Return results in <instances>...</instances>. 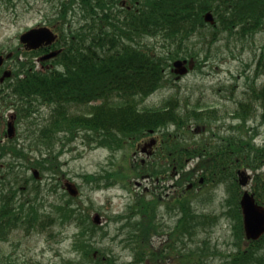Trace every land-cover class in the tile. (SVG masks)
I'll list each match as a JSON object with an SVG mask.
<instances>
[{
  "label": "trees",
  "instance_id": "obj_1",
  "mask_svg": "<svg viewBox=\"0 0 264 264\" xmlns=\"http://www.w3.org/2000/svg\"><path fill=\"white\" fill-rule=\"evenodd\" d=\"M10 1L0 3L8 8ZM49 1L54 2L46 25L58 34L51 49L61 51L50 60L38 62L36 58L47 49L29 51L21 44L20 49H9L13 60L11 74L5 81L10 83L0 91V104L15 111V123L23 126V140L21 145L16 138L8 145L0 142V155L9 154L3 169L0 167V228L20 223L27 229L35 227L55 235V227L74 224L78 229L71 246L76 253L74 257L62 256L58 264H109L106 251L111 249L95 245L108 234L91 222L89 212L95 208L82 206L60 186L64 175L59 166L61 156L75 148L72 141L77 137L89 148L100 145L116 151L135 138L136 142L141 141L150 130L157 132L158 155L163 163L155 168L149 161L143 168L138 164L136 176L139 169L159 176L169 168L164 158L171 166L180 167L186 155L197 153H201L199 161L206 172L212 169L224 179L235 177L230 168L232 153L236 168H261L264 143L255 146L248 123L259 118V124H264V80L257 85L260 77L264 78V46L256 55L252 73L245 75L243 94L233 95L231 89L236 97L230 111L236 121L230 126L234 129H229V134L217 143L212 141L209 148L203 137L187 144V124L204 119L210 128L219 117L218 110L210 111L211 117H202L195 109L182 112L186 107L180 108L179 98L172 94L158 106L149 107L143 102L158 89L172 86L176 76L174 61L192 60L199 68L203 63L198 58L200 51L207 48V54L220 38H234L251 47L257 32L264 28V0H130L127 5L121 0ZM207 11L213 13L214 22L204 20ZM146 39L155 41L149 44ZM97 98L101 102L89 106L90 116L86 110L71 113V106H88V101ZM171 126L174 130L169 129ZM22 161L25 166L17 168L16 163ZM31 167L40 171L43 180L29 173ZM132 172L116 167L102 174L83 175L92 191L120 182L136 196L128 205L130 210L117 218L124 220L118 229L127 230L121 241L132 252L129 264H206L202 256L209 252L221 255L219 264H264V235L259 241H248L242 230L238 184L235 183L231 210L224 213L231 222L233 249L228 253L211 250L207 240H203L199 250L188 247L183 251L176 242L191 237L199 228L205 229L216 217L209 219L190 208V200L197 198L193 191L187 193L184 201L175 195L167 200L162 193L135 192L129 183ZM261 176L255 174L252 190L255 198L264 203L257 196H262L263 191L264 197ZM19 193L25 197L16 207L14 196ZM6 199L13 205L9 210ZM161 211L179 215L167 232L159 220ZM164 233L169 241L155 247L152 238Z\"/></svg>",
  "mask_w": 264,
  "mask_h": 264
},
{
  "label": "rangeland",
  "instance_id": "obj_2",
  "mask_svg": "<svg viewBox=\"0 0 264 264\" xmlns=\"http://www.w3.org/2000/svg\"><path fill=\"white\" fill-rule=\"evenodd\" d=\"M129 1L122 0V3L123 5H127ZM53 2L49 0H12L8 8L0 3V58H4V54L9 51L10 47H19V34L25 28L41 24V22L46 24L45 20L52 11ZM154 41V39H146V42L149 44H152ZM262 46H264V28L257 32L251 47L250 44H246L245 42L243 44L234 38L230 39V41L220 38L212 43L211 50L207 54L205 53L207 48H205V51H200L201 56L198 55V58L200 62L203 60L201 67L195 68L193 62L192 67L189 66L187 71H176L172 86L158 89L150 94L143 104L149 105V107L150 105L158 106L163 102L165 97L172 94L177 95L179 98L180 108L186 107L182 112L188 109H195L197 112L202 113V117H207V115L211 117L213 116L211 112L216 109L218 110L219 117L217 120L211 122L210 128L207 127V121L204 119L202 120L203 122L193 125L192 128L195 131L193 138L196 139L200 135L209 134L212 137L213 135L219 136V138L224 137V135L229 133V126L236 125L235 119L228 116L235 105H232L228 100L226 101L225 96L229 92V87H234V85H237V91H234L233 95H239L243 91L245 75L252 73L253 63ZM205 54L207 58L204 57ZM22 58V56H19V59ZM246 64L249 65L247 66ZM185 65L182 66L185 67ZM226 97L228 98V96ZM79 110V107H77L74 109V112L77 113ZM248 126L251 130L248 133L250 134L253 131L251 135L254 142L259 145L262 144L264 141V124L251 120ZM198 127L201 128L200 132ZM171 128L174 130L173 126L169 129L171 130ZM22 130L23 126H19L16 132L18 143L22 142V136L20 135ZM72 144L76 148L67 151L61 156L62 161L59 166L64 173L62 180L67 182L71 178V182L78 187L80 201L84 200V207L90 203V198L93 201V206L98 209L92 211L91 217L95 212L99 213L102 217L100 223L104 224L102 228L108 234L104 236L103 240L101 239L99 242L95 241V245L111 249L110 251H106L109 264H129L132 259V252L130 249L120 246V240L127 234V230L125 229L119 234L118 228L121 223L119 219H115V216L125 215L130 210L127 203L132 202L133 194L129 190L122 188L121 184H119L120 186L116 184L110 188L92 191L89 188L90 185L85 181L83 174H102L106 171H112L116 167L122 170L126 169V164L129 163L127 161H129L135 145L132 146L127 142L124 144L126 148L121 147V150L112 152L106 148H89L84 144L81 137H77L72 141ZM135 152L137 161L144 159V162H146L147 160L156 159L155 157L148 156L145 152H139L137 148ZM167 171V173L172 172L171 169ZM175 178V175L169 176V179L165 180L166 183L162 184V188L165 187L166 190L170 189ZM136 181L141 183L140 186L136 185ZM129 183L131 188L135 190L137 188L142 191L144 187L152 188L154 182L146 177L142 179L140 176H132ZM225 187L226 185L223 183L213 186L215 191L213 190L211 193L216 197V200L210 206H207V208L205 207L206 211L208 210L206 212L208 216L213 217V215H216L214 224L207 226L205 229H197L191 237L185 236L184 242L186 245L178 241L176 243L178 248H182L183 251L188 247L199 250V246L202 245L201 241L207 239L211 250L218 249L221 252L228 253L233 249L232 242L230 241L233 238L228 223L229 220L226 222L222 220V212L219 210V203L225 197ZM192 205L197 211L201 210V204L193 202ZM176 219L177 215L160 212L159 220L164 232H167L172 227ZM121 221L124 222V220ZM55 230L59 231L57 235L47 233L35 234L31 232L29 236L22 237L21 250L17 242L13 241L17 237H20L21 234L20 232H15L12 238L9 237L6 244H3L1 248L3 252L7 253L15 251L20 257L21 264H30L28 261L30 259L33 261L32 264H58L62 256L70 254L74 257V252H72L74 248H72L71 242L76 228L71 224L62 228L56 227ZM168 241L169 236L167 233L155 235L152 238V243L157 248L167 244ZM22 252L23 257L20 255ZM202 257H204L206 264H219L221 260L219 253L212 254L209 252L208 255H203Z\"/></svg>",
  "mask_w": 264,
  "mask_h": 264
},
{
  "label": "water",
  "instance_id": "obj_3",
  "mask_svg": "<svg viewBox=\"0 0 264 264\" xmlns=\"http://www.w3.org/2000/svg\"><path fill=\"white\" fill-rule=\"evenodd\" d=\"M207 21H212L213 18L210 13H207L205 16ZM56 36L54 33L47 27H35L25 31L20 36V41L29 49H36L42 43L50 44L55 40ZM56 53H49L42 57V59H46L52 57ZM183 65L182 61L174 62L175 71L185 72L186 67ZM179 68V70H178ZM240 175V183L246 184L247 177L245 175V171H239ZM68 190L75 194L76 190L72 188L70 184H67ZM241 206L244 215V228L247 238H257L264 232V206H261L255 203L252 194H249L247 191L244 192L243 197L241 199ZM96 222H99L98 214L93 215Z\"/></svg>",
  "mask_w": 264,
  "mask_h": 264
},
{
  "label": "flooded vegetation",
  "instance_id": "obj_4",
  "mask_svg": "<svg viewBox=\"0 0 264 264\" xmlns=\"http://www.w3.org/2000/svg\"><path fill=\"white\" fill-rule=\"evenodd\" d=\"M5 87L4 86H1L0 87V91H1V93H2V90L4 89ZM226 101H227V99H226ZM6 109V108H5ZM6 112H7V115L8 116H11V111H7V109L5 110ZM200 114H201V112H200ZM6 123L7 122H5V125H3L2 124V127H4V129H5V132H4V135H5V133H6ZM193 125H194V122L193 121H191L190 120V123H188L187 124V129H188V132H189V134H191L192 136L194 135V132L195 131H193L194 130V128H192L193 127ZM200 127V126H199ZM198 127V128H199ZM200 129L201 128H199L198 130H199V132H200ZM197 130V131H198ZM1 134H2V132H1ZM199 134V133H198ZM204 137H205V135H203ZM155 146L156 145H154V148H155ZM145 148V147H144ZM146 149V148H145ZM153 151V150H152ZM150 152L149 153V156H151L152 155V157H154V156H156L157 155V153L154 151V152ZM203 151H204V149H203ZM134 154H136V153H134ZM136 157V156H135ZM200 157V156H199ZM185 162L186 163H191V160H192V158L191 157H186L185 159ZM144 160L142 159V162H143ZM195 164V162L194 163H192V165H194ZM190 168V167H189ZM173 170H171L172 172H170L169 173V175H171V176H173V175H175V177H176V179L177 180H179L180 178L179 177H181V171L180 170H177L176 169V167H173L172 168ZM163 177L164 176H167V173L166 174H164V175H162ZM158 179V178H157ZM207 181V175L206 174H200V172H198V173H196L195 174V176H192V177H190V180H188L187 181V184H191L192 185V187H194L195 185H198V187H196L198 190H200V189H203V185L205 184V182ZM212 181H215V180H212ZM199 185H201V187L199 186ZM207 185V184H206ZM199 187H200V189H199ZM165 190H166V188L165 187H163ZM162 188V184H160V185H156L154 188H152L153 189V191L155 190V191H157V190H162L163 189ZM196 189V190H197ZM145 190H148V189H145ZM174 190H178V188H177V186H174V184H171V186H170V189H168V190H166L165 192H166V194H169V193H172ZM226 193H227V189H226ZM1 243V242H0ZM21 255V254H20ZM3 259H7L9 262H14V263H16L17 264V262H19L20 261V257L17 255V253H15V251H11L10 253H7L6 254V257L4 258L2 255H1V252H0V262L3 260Z\"/></svg>",
  "mask_w": 264,
  "mask_h": 264
}]
</instances>
